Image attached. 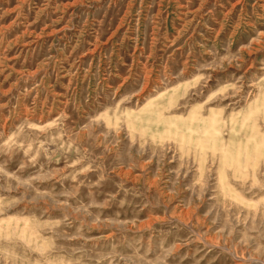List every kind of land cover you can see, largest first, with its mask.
<instances>
[{
  "label": "rangeland",
  "instance_id": "374dc122",
  "mask_svg": "<svg viewBox=\"0 0 264 264\" xmlns=\"http://www.w3.org/2000/svg\"><path fill=\"white\" fill-rule=\"evenodd\" d=\"M0 264H264V0H0Z\"/></svg>",
  "mask_w": 264,
  "mask_h": 264
}]
</instances>
